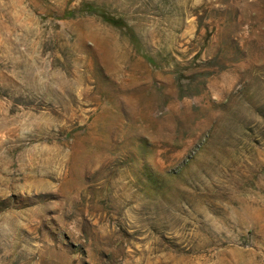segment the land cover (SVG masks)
Returning <instances> with one entry per match:
<instances>
[{"label": "rangeland", "instance_id": "1", "mask_svg": "<svg viewBox=\"0 0 264 264\" xmlns=\"http://www.w3.org/2000/svg\"><path fill=\"white\" fill-rule=\"evenodd\" d=\"M0 264H264V0H0Z\"/></svg>", "mask_w": 264, "mask_h": 264}, {"label": "trees", "instance_id": "2", "mask_svg": "<svg viewBox=\"0 0 264 264\" xmlns=\"http://www.w3.org/2000/svg\"><path fill=\"white\" fill-rule=\"evenodd\" d=\"M136 37V36H135ZM142 49V48H141ZM144 55H145V57L149 60V61H151V57H150V55L149 54H146V53H144Z\"/></svg>", "mask_w": 264, "mask_h": 264}]
</instances>
